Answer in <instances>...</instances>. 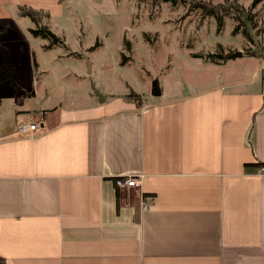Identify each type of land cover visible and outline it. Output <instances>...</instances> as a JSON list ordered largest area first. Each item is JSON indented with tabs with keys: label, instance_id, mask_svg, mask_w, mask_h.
I'll use <instances>...</instances> for the list:
<instances>
[{
	"label": "crops",
	"instance_id": "obj_1",
	"mask_svg": "<svg viewBox=\"0 0 264 264\" xmlns=\"http://www.w3.org/2000/svg\"><path fill=\"white\" fill-rule=\"evenodd\" d=\"M46 100L0 129L8 264H264V66L255 80L101 117ZM27 122L37 131L20 133ZM121 176L139 186L117 188Z\"/></svg>",
	"mask_w": 264,
	"mask_h": 264
},
{
	"label": "rangeland",
	"instance_id": "obj_2",
	"mask_svg": "<svg viewBox=\"0 0 264 264\" xmlns=\"http://www.w3.org/2000/svg\"><path fill=\"white\" fill-rule=\"evenodd\" d=\"M11 1L0 0V129L13 125L17 110L19 116L36 111L46 99L51 107L101 117L136 108L130 94L141 105L175 102L255 80L264 66V2L252 9L254 0H62L59 14L51 9L43 17L64 42L50 46L31 33L35 23ZM199 3L229 11L223 24L203 17ZM210 54L232 58L222 62ZM94 88L106 98L102 104Z\"/></svg>",
	"mask_w": 264,
	"mask_h": 264
},
{
	"label": "trees",
	"instance_id": "obj_3",
	"mask_svg": "<svg viewBox=\"0 0 264 264\" xmlns=\"http://www.w3.org/2000/svg\"><path fill=\"white\" fill-rule=\"evenodd\" d=\"M59 3H62V0H58ZM174 2V0H165V2ZM264 2V0H254V2L252 3V9L256 8L259 4H262ZM198 9H201L203 17H215L217 18L218 22L220 25L223 24V17L224 14L229 13V11H226L225 9L222 10L223 6L219 5V6H210V5H206L205 3H199L195 5ZM20 10V15L22 17H27L30 18L34 23H35V28L31 29V33L34 34L35 36H41L44 39H47L50 41V46H61L64 45L63 40L58 37L56 34H54L47 25H44V21L47 20L48 18H50L49 12L45 11V10H37V9H33L27 6H21L19 8ZM43 17H45L46 19L43 20ZM254 15H249L247 16L248 20L251 22L253 21ZM236 20L240 21L239 18H237ZM237 30L239 29L238 26L236 28ZM245 36H247V32L244 31ZM126 41V44L128 46V48L131 50V43L129 41ZM101 46L100 43H98V46ZM94 49V48H93ZM95 50V49H94ZM197 57H203L202 55H196ZM216 57H219L218 59H220V61L225 62V61H229L232 58L231 54L228 55H219V54H210L207 55V58H210L212 60H215ZM128 99L130 100V102L135 103L136 104V108L140 109L143 105L140 104V97L136 94H130L128 96ZM258 166H262L261 164H256ZM0 264H8L7 260L3 257L0 256Z\"/></svg>",
	"mask_w": 264,
	"mask_h": 264
},
{
	"label": "built area",
	"instance_id": "obj_4",
	"mask_svg": "<svg viewBox=\"0 0 264 264\" xmlns=\"http://www.w3.org/2000/svg\"><path fill=\"white\" fill-rule=\"evenodd\" d=\"M38 126L32 122H27L21 125L19 132L22 134H33L37 131ZM115 185L119 189H132L139 186V177L135 176H121L115 180ZM146 209V206H144Z\"/></svg>",
	"mask_w": 264,
	"mask_h": 264
},
{
	"label": "water",
	"instance_id": "obj_5",
	"mask_svg": "<svg viewBox=\"0 0 264 264\" xmlns=\"http://www.w3.org/2000/svg\"><path fill=\"white\" fill-rule=\"evenodd\" d=\"M239 56H242V54L240 53ZM86 61H87V64H88V68H90V64H89V60L88 58H86ZM94 93L95 95L98 97L99 99V103L102 104L103 102H105L106 98L103 97L99 91H97L95 88H94ZM154 94L156 96H161V90H160V86L158 83H155L154 84Z\"/></svg>",
	"mask_w": 264,
	"mask_h": 264
}]
</instances>
